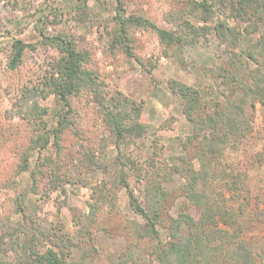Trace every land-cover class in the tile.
<instances>
[{"label":"rangeland","instance_id":"374dc122","mask_svg":"<svg viewBox=\"0 0 264 264\" xmlns=\"http://www.w3.org/2000/svg\"><path fill=\"white\" fill-rule=\"evenodd\" d=\"M192 1H205L213 15L207 22L194 15L186 17L194 28H208L209 32L200 34L197 41L184 39L187 42L181 46L182 60L179 62L173 51L165 54L155 35L143 29L130 31V57L121 49L109 52L108 39L118 5L116 0H0V220L5 217L12 223L19 220L12 212V200L26 187L29 171L18 172V153L32 136L54 129L60 112L57 100L44 86L59 53L53 46L41 44V33L49 36L64 33L70 37L78 51L89 54L85 67L98 76L105 91L110 95L117 91L140 104V122L146 125L142 135L116 146L95 106L86 93H82L69 98V124L61 135L59 152L51 139L46 150L33 152L32 166L39 157L40 160L57 159L58 154L64 189L59 192L53 190L47 180L40 182L37 193L31 196L35 220L45 232L54 234L53 237L61 236L62 232L67 234L76 245L74 255L86 252L89 255L87 264H120L127 259L130 243L134 246L130 252L133 261L151 263L154 260L148 254L150 245L137 243L128 234L130 222L142 224L143 220L131 210L126 191L113 183L115 175L111 162L117 158L120 163L129 160L123 169L129 177V189L136 196L156 172L153 168L137 174L135 168H145L151 161L160 167L158 172L164 177L179 156L194 158L193 169L198 170L194 145L185 146L186 138L191 135V124L185 118L180 96L169 88L171 80L197 90L202 101L211 104L229 101L241 107L251 124V133L240 140L235 149L230 147L221 152L223 173L218 181L211 183L209 191L228 197L225 182L229 174L239 170L240 160L246 165V182L253 197L263 190L264 166L255 162L254 155L263 152L264 109L238 89L223 84L220 70L231 61V55L229 47L218 41L213 29L221 21L238 28L240 36L246 37L248 25L236 22L221 0H123V8L126 16H142L159 28L174 31L175 27L165 16ZM250 33L247 38L252 43L264 37V22H257L255 31ZM15 40L34 47L25 50L21 63L11 70L7 63ZM251 68L249 65L248 69ZM27 93L30 97L27 105L35 101L43 111L27 115L24 108L19 114V107L15 105L22 100V94L27 96ZM87 154L92 156L93 162L89 163ZM189 181L188 172H184L171 174L161 184L169 196L166 212L172 218L188 210L178 189ZM97 187L109 191L100 203V211L89 216V204L95 202L94 188ZM141 203L144 207L143 200ZM255 204L253 198L252 210ZM158 231L160 241H166V230L158 227ZM242 236L247 241L264 238V224L253 223ZM87 238L91 239V244ZM256 255L259 261L261 251ZM5 259L14 262L15 253L8 252Z\"/></svg>","mask_w":264,"mask_h":264},{"label":"trees","instance_id":"16d2710c","mask_svg":"<svg viewBox=\"0 0 264 264\" xmlns=\"http://www.w3.org/2000/svg\"><path fill=\"white\" fill-rule=\"evenodd\" d=\"M116 1L118 5L108 39L109 52L121 49L130 57V31L143 29L155 35L165 54L168 50L173 51L172 54L180 62L181 46L187 42L184 39L197 41L200 34L209 32L208 28H194L185 20L188 15H194L202 22L209 21L213 10L205 1L187 2L177 12L167 14L165 20L175 27L174 31L159 28L142 16H126L123 0ZM221 1L226 4L232 18L239 24H247L248 29L246 37H241L238 28L230 27L225 22L220 21L213 27L216 38L229 47L231 55V61L221 68L219 77L223 84L238 89L244 97L259 103L264 109V37L255 43L247 38L250 32L255 31L257 22H264V0ZM41 36V44L53 46L59 53L44 86L48 88V94L57 100L60 112L54 129L44 135L32 136L28 145L18 153L17 170L21 173L29 171V180L23 191L12 200V212L19 216V220L14 223L9 217L0 220V264H87L89 255L81 251L74 255L76 245L67 234L62 232L59 234L61 236L53 237L55 235L45 232L34 217L36 210L31 196L37 193L42 180H47L53 190L64 192L58 154L57 159L45 157L40 160L39 157L33 166L30 158L33 152L46 150L50 139L59 152L61 135L69 124V98L82 93H86L95 106L116 146L142 135L146 125L140 122V104L117 91L112 95L105 91L98 76L85 67L89 54L78 51L70 37L64 33L53 36L41 33ZM33 47L32 44L15 40L11 44L8 68H17L24 51ZM249 65L251 69H248ZM169 88L182 100L185 118L191 124V135L186 138L185 146L194 145L193 154L199 168L194 171V158L184 159L182 156L176 158L177 162L168 169L165 177L160 176V167L154 166L152 161L145 168H135L137 174L153 168L156 172L150 173L151 180L136 196L129 189V177L123 169L129 160L120 163L117 158L111 162L115 175H112L113 183L126 191L131 210L143 220L142 224L130 222L128 234L137 243H148V254L154 258L151 263L133 261L130 252L134 246L129 243L127 259L120 264H128L127 261L132 264H264V238L247 241L242 236L253 223L264 224V188L253 197L247 186L244 161H239V170L228 175L225 182L228 197L208 189L223 173L221 152L230 147L235 149L240 140L252 131L245 112L229 101L224 104L202 101L197 90L177 81L171 80ZM28 93L27 96L22 94V100L15 105L19 107V114L24 108L27 115L43 111L35 101L27 105L30 98ZM262 151L254 155V160L264 166V146ZM86 156L89 163L93 162L91 155ZM130 164L134 165L133 162ZM184 172H188L190 181L181 185L178 195L186 200L188 210L172 218L166 212L169 196L161 184L171 174ZM108 191L105 187L94 188L95 202L89 204V216H93L96 210L100 211V203L106 199ZM253 198L256 204L252 210ZM158 227L166 230V241H160ZM87 241L91 244L90 238ZM153 241L154 244L151 243ZM258 250L261 251L259 261L256 259ZM10 251L15 253L14 262L5 259Z\"/></svg>","mask_w":264,"mask_h":264}]
</instances>
